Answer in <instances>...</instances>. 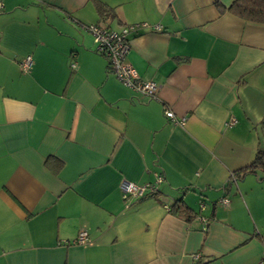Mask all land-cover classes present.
Returning <instances> with one entry per match:
<instances>
[{
    "label": "crops",
    "instance_id": "obj_1",
    "mask_svg": "<svg viewBox=\"0 0 264 264\" xmlns=\"http://www.w3.org/2000/svg\"><path fill=\"white\" fill-rule=\"evenodd\" d=\"M233 1L0 0V264L261 261L264 169L243 170L264 150V23ZM141 23L127 57L155 98L86 28ZM124 179L157 194L125 200Z\"/></svg>",
    "mask_w": 264,
    "mask_h": 264
},
{
    "label": "built area",
    "instance_id": "obj_2",
    "mask_svg": "<svg viewBox=\"0 0 264 264\" xmlns=\"http://www.w3.org/2000/svg\"><path fill=\"white\" fill-rule=\"evenodd\" d=\"M1 5L0 2V6ZM141 26L146 27L147 24L141 23L128 25L120 31L99 24H90L86 26V28L94 35L97 51L107 58L109 68L116 74L120 81H122L127 87L132 88L148 98H155L159 89L158 84L153 80L142 78L127 57L130 50V40L128 36L133 30L141 28ZM31 65L32 57L30 55L26 56L21 62V67L25 72L31 69ZM73 66H75V64H73ZM164 115L176 122L184 121L183 119L178 120L175 113L169 108L164 109ZM235 121L236 120L233 118L227 124L231 125L235 123ZM161 180L162 177L157 175V181L160 182ZM153 189L154 186L151 184L139 185L129 179H124L121 182L122 196L125 200L130 197L144 196L149 190L152 191ZM228 201V199H224V203H228ZM205 228L206 224L204 229ZM87 240L88 232L83 230L74 240V243L84 244ZM258 264H264V256Z\"/></svg>",
    "mask_w": 264,
    "mask_h": 264
},
{
    "label": "trees",
    "instance_id": "obj_3",
    "mask_svg": "<svg viewBox=\"0 0 264 264\" xmlns=\"http://www.w3.org/2000/svg\"><path fill=\"white\" fill-rule=\"evenodd\" d=\"M97 6L99 12L102 15L107 14V12L109 11V8L106 4L98 3ZM226 10L244 20L257 23H264V0H235L230 6L227 7ZM51 167H53L56 171H59L62 167V161H53ZM258 168L264 169V150H259L253 161L243 171L255 172ZM152 194H157V188H154L151 192L145 195L147 196ZM166 205L168 210L174 214L183 217H188L189 215L188 211L190 208L186 205L185 200L182 197L177 199L175 202L168 203Z\"/></svg>",
    "mask_w": 264,
    "mask_h": 264
}]
</instances>
